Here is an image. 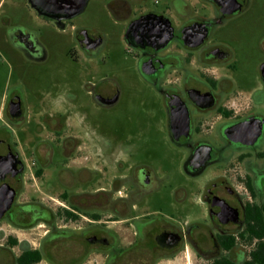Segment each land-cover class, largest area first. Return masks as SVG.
Returning a JSON list of instances; mask_svg holds the SVG:
<instances>
[{
    "label": "flooded vegetation",
    "instance_id": "1",
    "mask_svg": "<svg viewBox=\"0 0 264 264\" xmlns=\"http://www.w3.org/2000/svg\"><path fill=\"white\" fill-rule=\"evenodd\" d=\"M89 1L26 0L39 27L23 20L21 0H0V67L14 70V80L0 74V264H260L264 59L260 87L243 98L228 76L239 68L234 51L213 39L246 0L231 14L224 0H197L213 17L193 16L187 0L159 9L113 0L108 10L133 52L126 81L95 70L78 84L38 89L30 74L51 56L44 27L64 33ZM73 39L66 56L75 63L105 50L94 27L75 29ZM253 51L264 56V37ZM147 93L158 97L159 132L189 151L185 174L213 172L191 218L178 216L176 194L169 215L156 204L166 178L135 146L134 111Z\"/></svg>",
    "mask_w": 264,
    "mask_h": 264
},
{
    "label": "rangeland",
    "instance_id": "2",
    "mask_svg": "<svg viewBox=\"0 0 264 264\" xmlns=\"http://www.w3.org/2000/svg\"><path fill=\"white\" fill-rule=\"evenodd\" d=\"M113 0H90L84 13L76 17L66 31H61L45 26L44 32L49 42L51 56L47 64L37 67L31 75L34 78V84L38 89L46 88L50 82H70L78 84L89 80L87 73L89 71H98L100 75L110 71L118 73L120 80L126 81L127 67L134 65L132 58L133 52L127 46L123 37L118 34V27L113 22L108 5ZM157 1L154 5L157 9L160 4L167 0ZM190 3L192 15H207L213 17L212 6L203 1L187 0ZM7 4L11 0H6ZM23 20L33 21L35 25L41 27L43 22L37 20L26 5V0H21ZM196 12V13H195ZM91 26L100 30L106 40L105 50L92 63L85 62L78 55L77 62H73L66 56L68 49H73L75 42L73 32L82 26ZM264 37V0H246L245 8L233 17L230 21L223 24H216L213 33V39L226 41L234 51L235 61L239 68L235 72H229L228 76L234 83L236 91L243 97H249L250 94L261 85L258 73V66L264 56L253 51L259 41ZM226 38V39H225ZM246 44V46H245ZM255 49V48H254ZM1 81L5 78L14 80V70L10 67H0ZM158 99L153 93L145 95V102L140 104L134 112L135 123V146L140 155L145 154L150 165L156 169L164 181L165 189L162 197L156 204L160 203L166 214L174 211V194L176 198L184 200V203L177 207L178 216H190L197 214V208L194 206V200L197 191L211 178L212 171L205 170L200 176L192 178L183 171V164L189 156L186 148L175 147L171 144L169 138L163 132L158 130L156 117L158 111ZM177 189H179L177 191ZM182 189V190H181Z\"/></svg>",
    "mask_w": 264,
    "mask_h": 264
},
{
    "label": "water",
    "instance_id": "3",
    "mask_svg": "<svg viewBox=\"0 0 264 264\" xmlns=\"http://www.w3.org/2000/svg\"><path fill=\"white\" fill-rule=\"evenodd\" d=\"M80 2H82V1H80ZM80 2L78 3L76 1V4H77L76 5V7H77L76 9L80 8V6L82 4ZM243 3H244L243 0H224L223 2H221L220 5H221V10H222L223 13H228V14L230 13L231 14V13H234V12L238 11L241 8V6L243 5ZM192 29H193L192 27H189L185 31V35H191ZM206 33H207V30L204 29L200 34H197L198 39L204 38Z\"/></svg>",
    "mask_w": 264,
    "mask_h": 264
},
{
    "label": "trees",
    "instance_id": "4",
    "mask_svg": "<svg viewBox=\"0 0 264 264\" xmlns=\"http://www.w3.org/2000/svg\"><path fill=\"white\" fill-rule=\"evenodd\" d=\"M262 251V254H261V261H260V264H264V246L262 247V249H261ZM258 257V256H257ZM252 258L255 260V258H256V255H255V253H253L252 254ZM248 264H250V263H248ZM253 264V263H252Z\"/></svg>",
    "mask_w": 264,
    "mask_h": 264
}]
</instances>
